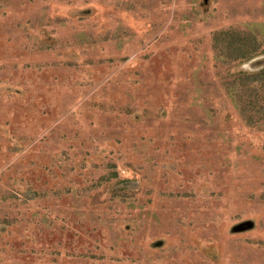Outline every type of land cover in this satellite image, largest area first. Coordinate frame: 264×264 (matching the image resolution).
<instances>
[{
	"label": "rangeland",
	"instance_id": "obj_1",
	"mask_svg": "<svg viewBox=\"0 0 264 264\" xmlns=\"http://www.w3.org/2000/svg\"><path fill=\"white\" fill-rule=\"evenodd\" d=\"M263 70L264 0H0V264H264Z\"/></svg>",
	"mask_w": 264,
	"mask_h": 264
},
{
	"label": "trees",
	"instance_id": "obj_2",
	"mask_svg": "<svg viewBox=\"0 0 264 264\" xmlns=\"http://www.w3.org/2000/svg\"><path fill=\"white\" fill-rule=\"evenodd\" d=\"M237 42H238V40H236L235 41V43L233 44V45H237ZM231 43L232 42H229L228 44V46H227V48H226V50H227V52H225V54L227 53V55L228 56H230V58H234V59H236L238 56H240V57H244L246 54H247V52L245 53V52H243V50H242V48H240L239 49V53H240V55H231V53H230V46H231ZM223 53H224V51H222ZM233 54H235V53H233ZM260 73H263L264 74V70L263 71H261V72H258V73H254V74H250V75H246V76H250L252 79H250V80H248L249 82H250V85H249V87H250V90H252V92H253V95H258L261 91V93H263L264 92V77H259V78H255L258 74H260ZM249 84V83H248ZM252 84H253V86H252ZM242 86H247V83H246V85H245V83L243 82L242 84H241ZM242 86H241V88H242ZM263 87V88H262ZM243 90V89H242ZM244 91V95L242 94L241 95V98H243L244 99V97H245V95H246V90H243ZM256 98V97H255ZM256 99H258V98H256ZM252 103V108L255 110V112L257 113V114H259L260 116H262V119L264 120V108L263 107H260V106H257V107H254V106H256V105H254V103L255 102H251ZM262 106V105H261Z\"/></svg>",
	"mask_w": 264,
	"mask_h": 264
}]
</instances>
